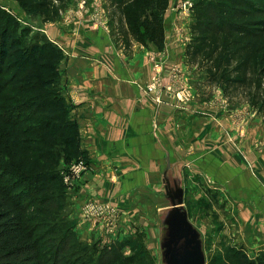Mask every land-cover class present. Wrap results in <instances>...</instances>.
Masks as SVG:
<instances>
[{"label": "crops", "instance_id": "crops-1", "mask_svg": "<svg viewBox=\"0 0 264 264\" xmlns=\"http://www.w3.org/2000/svg\"><path fill=\"white\" fill-rule=\"evenodd\" d=\"M181 1L171 0L165 12V48H137L129 63L107 31H78L74 38L50 29L49 37L65 54L62 88L80 125L81 147L90 156L81 185L68 192L69 216L81 240L104 244L137 229L148 234L149 223L140 224V218L151 223L160 211L182 200L180 192L185 197L196 185H216L226 203V218L232 219L228 232L249 252L264 251L262 119L248 113L247 133L240 135L243 109H228L224 98L217 105L199 103L190 76L182 81L185 98L165 90V102L158 105L142 92L153 74L152 53H160L166 86L172 83L171 64L180 66L182 76L190 75L187 36L179 30L186 21L176 8ZM88 201L117 206L114 233L99 220L86 218L83 207Z\"/></svg>", "mask_w": 264, "mask_h": 264}, {"label": "trees", "instance_id": "trees-1", "mask_svg": "<svg viewBox=\"0 0 264 264\" xmlns=\"http://www.w3.org/2000/svg\"><path fill=\"white\" fill-rule=\"evenodd\" d=\"M17 1L37 15L67 2ZM170 1L109 0V8L125 40L162 50ZM194 9L188 64L229 103L249 102L264 115V0H197ZM40 39L0 5V264H137L144 257L137 241L144 230L104 244L87 242L67 213L71 201L56 147L74 142L77 161L88 164L90 156L61 87L64 52ZM217 257L215 264H264V251L254 260L242 249Z\"/></svg>", "mask_w": 264, "mask_h": 264}, {"label": "rangeland", "instance_id": "rangeland-1", "mask_svg": "<svg viewBox=\"0 0 264 264\" xmlns=\"http://www.w3.org/2000/svg\"><path fill=\"white\" fill-rule=\"evenodd\" d=\"M0 1L7 3L9 6H3L2 3L0 5L15 16L21 25L28 29L31 36L37 35L38 39L41 38L40 40L49 39L54 42L49 37L51 36L50 29L52 32L53 29H57L60 32H69L68 34H72V37L74 38L78 31L84 33L86 30L90 29L94 31V33H98L100 29L104 32H109L117 45V50L123 55L122 57L127 63H129L130 56L133 55L134 50L137 48L142 49L148 47V49H151L150 47H157L153 43L143 44L134 39H130L129 41L125 40L121 31L118 29L117 18H114V22L112 20L109 0H67L64 8L59 9V11L52 10L45 15H37L28 12V10L23 8L17 0ZM193 1L196 2L197 0ZM82 3L84 9L82 8L81 12H79L78 8ZM194 11L195 9L189 16H182L183 14H180L179 17L180 20L181 17H184V20L186 21V25L181 26V30L186 32V42L188 43L192 39L191 25L194 23ZM74 38H72V40ZM56 44L59 45L58 43ZM159 54L160 53H152L149 55L153 67V74L155 62L160 58ZM185 63L188 65L186 71L190 75H187L185 72L186 74L182 76L180 82L186 81L188 76H190V80L192 78V81L190 82L196 88L195 98L199 103L208 102L217 105L219 100L224 98L227 102L228 109H243L241 115L244 119L242 122H249L248 113H253V115L257 114L264 124V115L257 111V107H253L249 102L238 103L233 101L229 103L224 97L223 91L220 87L206 84L205 73L201 72L199 68L197 69V67L188 64L186 58ZM161 66L164 67V64ZM170 67L168 69V71H170L169 80L172 83L169 85H171V87L173 86L170 91L175 92V87L173 85V83H175V71H173V68L175 69V64H171ZM60 69L62 72V87V83L65 81V70L62 66V62L60 63ZM161 74L163 78L162 82L164 84L163 72ZM181 74L183 75V72ZM149 83L150 81L143 84L142 87L145 88L142 91L143 95L153 100L154 103L158 105L165 102V99L163 98L164 92L160 93V95L146 89ZM186 93V90L183 89L179 91L178 95H180V98H185L187 97ZM66 137H69L70 141L73 142L74 132L69 130ZM62 140L64 141V138ZM59 143L62 145L56 148L58 151H61L58 162L60 164L61 175H63L64 172L69 171L72 164L78 161L75 158L73 151L74 142L71 145L63 144L61 141H59ZM89 164L90 163H88V165ZM88 168L83 171L80 177L75 179L72 188H70L69 184L65 183L68 192L74 191L81 185V181ZM178 188L182 190L181 187ZM193 188L190 189L189 195L185 194V197L184 194L180 192L179 194L181 195L182 200H180L177 205L174 202L175 206H173L174 208L171 210L165 209L160 211V217L159 215L158 217H154L155 219H152L151 223L149 218H140V224H145V222L149 223V231L145 237L142 236L141 239L137 238L139 243L138 246L141 247L140 251L144 254V257L139 256V263L137 264H172L175 251L176 254L178 253L181 257L188 251H198L204 257L203 264H215V261L218 258L217 256L220 254L224 255L230 249H242L247 252L249 259H256L260 252H249L241 243L234 240L235 238L232 237V232H228L227 226L232 224V219L226 218V203L221 195L219 187L216 185L207 187L196 185ZM89 203H91V201H88L84 205L83 210H85V207ZM69 207L70 206L67 208L68 214L70 212ZM228 214H230L229 211ZM86 218L98 221V219L96 220L98 217H93L88 214H86ZM97 224L99 225L101 223L97 222ZM94 255L93 253L90 254L92 257H94Z\"/></svg>", "mask_w": 264, "mask_h": 264}, {"label": "built area", "instance_id": "built-area-1", "mask_svg": "<svg viewBox=\"0 0 264 264\" xmlns=\"http://www.w3.org/2000/svg\"><path fill=\"white\" fill-rule=\"evenodd\" d=\"M85 3V2H84ZM84 7L83 3L79 6L78 11L81 12L82 8ZM177 11L179 14H183L189 16L191 12L195 8V1L193 0H183L177 5ZM84 9V8H83ZM181 31V28H179ZM163 64L162 60L160 58L158 61L155 62V69L154 74L151 77L150 83L147 86V90L152 91L154 93L160 94L164 92L165 90H171V85H165L163 84V78H162V72L163 67L161 66ZM173 71H175V83H173L175 87V92L179 93L180 90L185 89L182 85V71L178 64H175V69L173 68ZM161 95V94H160ZM248 122L245 123L242 122L241 127L239 128L240 135L244 136L247 132ZM88 164L84 160H79L78 162L71 165L69 171L64 172V181L65 183L69 184L70 188H72V185L78 177L81 176L83 171H85L88 166ZM85 214H88L93 217H98V219L101 223H103V226L106 231H109L111 233H114L117 229L118 225V208L113 203H106L104 205L99 204H93L89 203L85 207L84 210Z\"/></svg>", "mask_w": 264, "mask_h": 264}, {"label": "water", "instance_id": "water-1", "mask_svg": "<svg viewBox=\"0 0 264 264\" xmlns=\"http://www.w3.org/2000/svg\"><path fill=\"white\" fill-rule=\"evenodd\" d=\"M204 257L198 251H188L184 256H180L178 253L173 257L172 264H203Z\"/></svg>", "mask_w": 264, "mask_h": 264}]
</instances>
